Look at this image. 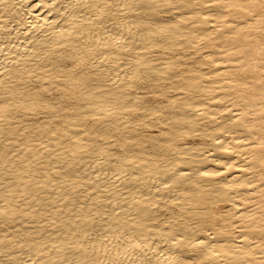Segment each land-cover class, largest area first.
Instances as JSON below:
<instances>
[{"label":"bare ground","instance_id":"1","mask_svg":"<svg viewBox=\"0 0 264 264\" xmlns=\"http://www.w3.org/2000/svg\"><path fill=\"white\" fill-rule=\"evenodd\" d=\"M39 1L0 0V264H264V0Z\"/></svg>","mask_w":264,"mask_h":264},{"label":"rangeland","instance_id":"2","mask_svg":"<svg viewBox=\"0 0 264 264\" xmlns=\"http://www.w3.org/2000/svg\"><path fill=\"white\" fill-rule=\"evenodd\" d=\"M26 1V0H25ZM38 1L39 0H27V2H25V5H27L29 8L31 7H33V5H34V7H36L35 8V10H34V13H40V11H41V13H44V15L43 14H41L43 17L44 16H47L48 17V21H50V20H52L53 18H54V16H53V11H52V13L51 12H49V13H47L48 12V7H43L42 5V3L40 2V3H38ZM57 1V2H56ZM54 3L55 4H53V5H51V6H55L54 8H56V7H60V8H63L64 7V5L65 4H63V3H66L65 2V0H56ZM62 1V2H61ZM27 3V4H26ZM58 3H60V4H58ZM37 4H39V5H37ZM42 4V5H41ZM63 4V5H62ZM24 5V6H25ZM58 5V6H57ZM84 6V8H85V5H82V6H79L80 8L79 9H81V7H83ZM33 7V8H34ZM41 8H44V9H41ZM46 8V9H45ZM78 8V7H77ZM84 8H82V9H84ZM68 9V8H67ZM67 9H65L64 11L66 12V14H68V11L69 10H67ZM47 10V11H46ZM44 11V12H43ZM81 11V10H80ZM62 12V14L60 15V17H58L59 18V20L57 19V25H59L58 23H61L62 22V18H63V13L65 14V12H63V11H61ZM169 14V15H168ZM167 15H165L166 16V18H171V16H172V14L171 13H168ZM54 15H55V13H54ZM52 16H53V18H52ZM170 16V17H169ZM43 17H41L40 19H42ZM110 19H112V21L110 20ZM111 21V22H110ZM115 22V21H114ZM113 22V18H111V17H109V19H108V23H114ZM15 32V31H14ZM13 32V33H14ZM29 33V32H28ZM39 35H40V33L41 34H43L42 32H37ZM27 36L28 37H30L31 36V32L29 33V34H27ZM128 35H126L125 36V38H129L130 36H131V34L127 37ZM26 39H27V37H26ZM21 41L22 40H20V43H21ZM155 52L156 53H158V51L155 49V50H153V52H152V55L153 56H155L156 54H155ZM126 54V53H125ZM126 60V59H125ZM109 65L108 66H110V67H112V69H116V68H118V66H117V64H114V66H112L113 64H112V62H110V63H108ZM125 65V62H124V64L122 63V64H119V66H121V69H123L124 67L123 66ZM115 66H117L116 68H114ZM125 68H128V67H125ZM130 69H132V67L130 68ZM149 81V79H143V80H139L137 83H138V85L140 86V87H144L145 85H147L148 82ZM144 83V84H143ZM145 83H147V84H145ZM40 119L42 118V116L41 115H39L38 116ZM39 118H36V119H39ZM36 119H35V121H36ZM39 119V120H40ZM156 129L155 128H152V130H149V132H152V133H155V132H157V130L155 131ZM113 141V140H112ZM195 141L197 142V141H199L198 140V138H196L195 139ZM90 172V171H89ZM91 172H93V170L91 171ZM86 175H88V172L86 173ZM92 185V184H91ZM79 195V194H78ZM80 195H83V193H80ZM45 232V231H44ZM42 234H44V233H42Z\"/></svg>","mask_w":264,"mask_h":264}]
</instances>
